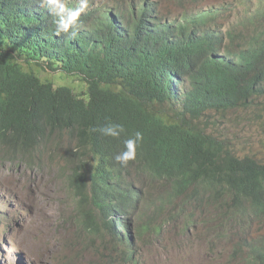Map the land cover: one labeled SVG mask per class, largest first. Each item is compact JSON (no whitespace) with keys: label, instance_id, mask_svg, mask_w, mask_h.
Returning a JSON list of instances; mask_svg holds the SVG:
<instances>
[{"label":"trees","instance_id":"obj_1","mask_svg":"<svg viewBox=\"0 0 264 264\" xmlns=\"http://www.w3.org/2000/svg\"><path fill=\"white\" fill-rule=\"evenodd\" d=\"M128 1L89 4L75 35H55L45 0H0V159L30 166L41 151L64 159L77 218L110 252L99 264H139L137 241H160L174 228L177 198L200 214L182 230L203 224L212 241L264 223V163L195 124L264 99V31L242 33L259 28L264 13L220 30L219 8L170 18L158 0ZM37 68L77 78L87 91L55 87ZM109 119L126 128L119 140L96 131ZM135 131L143 134L136 158L121 166L114 156ZM239 251L243 264H264V239L241 241Z\"/></svg>","mask_w":264,"mask_h":264},{"label":"rangeland","instance_id":"obj_2","mask_svg":"<svg viewBox=\"0 0 264 264\" xmlns=\"http://www.w3.org/2000/svg\"><path fill=\"white\" fill-rule=\"evenodd\" d=\"M72 1L79 3V0ZM159 1V11L170 18L183 13L195 16L201 11L219 8L213 27L218 26L220 30L241 29L253 14L264 13V0H194L184 8L171 0ZM124 3L129 1L89 0L96 7L105 5L114 9L122 8ZM260 23L259 28L245 27L242 33L249 36L255 29L264 31V18ZM37 71L39 77L55 87L68 86L79 94L87 91L85 83L77 78L48 73L43 68ZM195 124H200L206 134L223 141L239 157L250 156L264 163V99L248 109L208 114ZM34 158L30 166L19 160L10 163L0 159V264H99L100 257L109 258L108 247L84 231L77 218L66 183L64 159L51 157L45 151ZM146 190L145 184L142 193ZM162 191L164 188L158 192ZM186 202L183 198L176 199L174 210L179 217L170 219L169 225L174 228L167 227L160 241L151 239V234L142 242L137 241L139 264H243L244 254L236 252L241 241L264 239V223L260 222L236 230L233 237L224 240L206 238L207 227L203 224L191 226L185 233L183 222L188 223L190 218L198 223L200 216ZM147 211L145 208L144 212ZM171 211L167 210V216ZM210 212L211 227L218 218L214 211ZM141 223L145 224L143 217ZM113 259L119 261L115 256Z\"/></svg>","mask_w":264,"mask_h":264},{"label":"clouds","instance_id":"obj_3","mask_svg":"<svg viewBox=\"0 0 264 264\" xmlns=\"http://www.w3.org/2000/svg\"><path fill=\"white\" fill-rule=\"evenodd\" d=\"M52 16L54 25V34L75 35V30L79 27V18L89 6V0H79L75 7H70L68 0H45ZM96 131L101 137L119 140L126 133V128L123 123L106 120L100 124ZM143 140V134L140 131L132 132L130 136L123 140V148L118 151L114 160L121 166H127L130 161L136 158V149Z\"/></svg>","mask_w":264,"mask_h":264},{"label":"bare ground","instance_id":"obj_4","mask_svg":"<svg viewBox=\"0 0 264 264\" xmlns=\"http://www.w3.org/2000/svg\"><path fill=\"white\" fill-rule=\"evenodd\" d=\"M213 10V9H212ZM221 10V9H220ZM258 245V244H257ZM256 259V258H255Z\"/></svg>","mask_w":264,"mask_h":264}]
</instances>
